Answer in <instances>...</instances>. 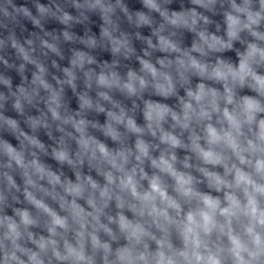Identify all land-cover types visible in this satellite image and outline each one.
<instances>
[{"label": "clouds", "instance_id": "clouds-1", "mask_svg": "<svg viewBox=\"0 0 264 264\" xmlns=\"http://www.w3.org/2000/svg\"><path fill=\"white\" fill-rule=\"evenodd\" d=\"M0 264H264V0H0Z\"/></svg>", "mask_w": 264, "mask_h": 264}]
</instances>
